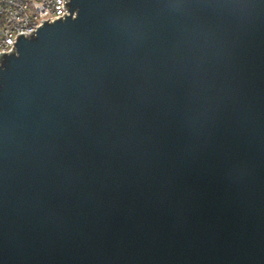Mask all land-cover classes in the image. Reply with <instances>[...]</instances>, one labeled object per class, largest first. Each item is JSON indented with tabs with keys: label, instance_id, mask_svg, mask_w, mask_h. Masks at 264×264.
Returning a JSON list of instances; mask_svg holds the SVG:
<instances>
[{
	"label": "water",
	"instance_id": "95a60500",
	"mask_svg": "<svg viewBox=\"0 0 264 264\" xmlns=\"http://www.w3.org/2000/svg\"><path fill=\"white\" fill-rule=\"evenodd\" d=\"M0 53V264H264V0H68Z\"/></svg>",
	"mask_w": 264,
	"mask_h": 264
},
{
	"label": "built area",
	"instance_id": "2783aa9c",
	"mask_svg": "<svg viewBox=\"0 0 264 264\" xmlns=\"http://www.w3.org/2000/svg\"><path fill=\"white\" fill-rule=\"evenodd\" d=\"M68 0H0V53L15 50L18 35L29 36L43 25L69 14ZM35 33V32H34Z\"/></svg>",
	"mask_w": 264,
	"mask_h": 264
}]
</instances>
